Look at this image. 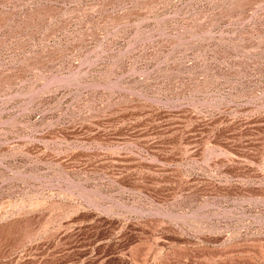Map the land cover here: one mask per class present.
Segmentation results:
<instances>
[{
  "label": "rangeland",
  "instance_id": "rangeland-1",
  "mask_svg": "<svg viewBox=\"0 0 264 264\" xmlns=\"http://www.w3.org/2000/svg\"><path fill=\"white\" fill-rule=\"evenodd\" d=\"M0 264H264V0H0Z\"/></svg>",
  "mask_w": 264,
  "mask_h": 264
}]
</instances>
